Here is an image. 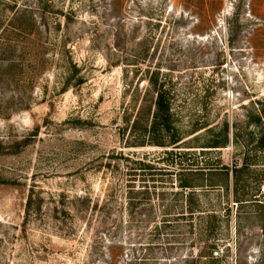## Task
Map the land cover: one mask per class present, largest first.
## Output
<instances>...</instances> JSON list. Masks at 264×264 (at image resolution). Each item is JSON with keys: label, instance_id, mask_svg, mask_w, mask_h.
Listing matches in <instances>:
<instances>
[{"label": "rangeland", "instance_id": "rangeland-1", "mask_svg": "<svg viewBox=\"0 0 264 264\" xmlns=\"http://www.w3.org/2000/svg\"><path fill=\"white\" fill-rule=\"evenodd\" d=\"M263 228L264 0H0V264H264Z\"/></svg>", "mask_w": 264, "mask_h": 264}, {"label": "trees", "instance_id": "trees-1", "mask_svg": "<svg viewBox=\"0 0 264 264\" xmlns=\"http://www.w3.org/2000/svg\"><path fill=\"white\" fill-rule=\"evenodd\" d=\"M153 84L155 87L158 86L157 78L154 79ZM159 91L157 92L158 98L154 103L155 109L154 111H151V110L149 111V113L152 114V121H151V133L152 134H155L157 131H160L161 128L170 129V125H171L172 114H171L170 104L167 101L165 95ZM228 131H229V126L226 125L225 130H224L226 134L225 140L222 142L219 140H215L210 146L205 147V148H213V149L225 148L226 144L228 143ZM175 139L172 142L173 145L178 144L180 141L179 138H175ZM160 146L162 145L160 144ZM181 187L191 188L192 186L182 184ZM263 232H264V228H263ZM220 262L221 260L219 259V257H215L212 259V264H219Z\"/></svg>", "mask_w": 264, "mask_h": 264}]
</instances>
